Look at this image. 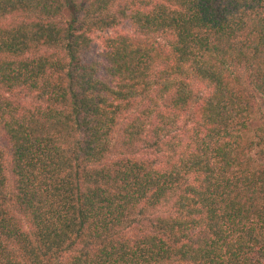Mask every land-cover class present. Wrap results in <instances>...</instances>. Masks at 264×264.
I'll use <instances>...</instances> for the list:
<instances>
[{"label":"trees","instance_id":"obj_1","mask_svg":"<svg viewBox=\"0 0 264 264\" xmlns=\"http://www.w3.org/2000/svg\"><path fill=\"white\" fill-rule=\"evenodd\" d=\"M0 264H264V0H0Z\"/></svg>","mask_w":264,"mask_h":264},{"label":"rangeland","instance_id":"obj_2","mask_svg":"<svg viewBox=\"0 0 264 264\" xmlns=\"http://www.w3.org/2000/svg\"><path fill=\"white\" fill-rule=\"evenodd\" d=\"M101 48L100 47H96L93 49V51H91L89 53L88 58H96V59H100L99 57V52H100Z\"/></svg>","mask_w":264,"mask_h":264}]
</instances>
